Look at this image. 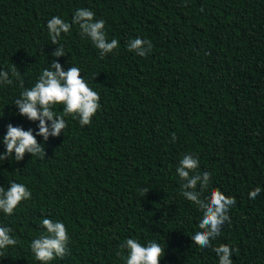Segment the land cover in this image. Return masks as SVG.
Instances as JSON below:
<instances>
[{"label":"trees","instance_id":"obj_1","mask_svg":"<svg viewBox=\"0 0 264 264\" xmlns=\"http://www.w3.org/2000/svg\"><path fill=\"white\" fill-rule=\"evenodd\" d=\"M79 8L105 20L119 48L102 58L73 25L59 38L66 56L55 59L81 69L102 107L90 125L69 116L60 136H37L43 159L0 161V186L32 192L12 215L0 211L19 241L0 264H40L30 243L42 218L63 222L69 236V254L49 264H124L116 252L126 238L160 243V264H219L220 244L234 250L233 264H264V0H0V70L15 64L32 87L58 48L47 22H71ZM137 37L152 41L145 57L127 50ZM23 90L15 79L0 84V153L9 123L38 131L14 104ZM186 153L212 174L210 188L236 199L206 249L190 238L202 213L180 195Z\"/></svg>","mask_w":264,"mask_h":264},{"label":"clouds","instance_id":"obj_2","mask_svg":"<svg viewBox=\"0 0 264 264\" xmlns=\"http://www.w3.org/2000/svg\"><path fill=\"white\" fill-rule=\"evenodd\" d=\"M105 24L103 19L96 20L95 12L89 8L77 9L71 22L53 16L47 22V29L51 44L58 45V48L51 53L54 57L51 64L42 71L36 83L30 88L24 86V81L20 78L21 73L15 64L12 65L10 72L0 70V84L12 85L15 79L19 87L24 89L20 97L14 101L19 115L29 121H39L35 134L31 128L24 130L23 127L13 126L11 123L7 125L6 135L3 137L6 150L0 153V161L14 159L19 162L23 160L26 152L32 157L43 159L45 148L43 144L37 142L36 137H43L44 141H47L49 137L60 136L68 127L66 117L78 118L81 127L92 123L93 116L102 107L100 94L90 87L89 82L81 75L79 67L70 66L65 71L55 58L66 56L59 38L62 33L68 34L73 25L78 26L82 37L91 40L102 58L113 53L119 48L120 42L115 38L108 39ZM152 48L151 40L139 37L131 39L127 44V50L135 52L140 57L148 55ZM56 105H63L59 114L54 110ZM172 140H176L175 133ZM199 165L198 155L186 153L180 159L176 173L183 181L180 195L202 213L198 224L199 230L190 238L201 249H206L212 247V241L220 236L221 226L226 221L231 223L229 211L235 206L236 199L234 196L225 195L218 188H210L212 174L207 171L199 172ZM206 190L209 194L204 197L203 193ZM141 191L146 196L150 190L144 188ZM261 191V187H255L249 192V198L254 200ZM31 198L32 192L25 184L11 181L7 189L0 186V211L12 215L22 202ZM41 227L44 231L30 243L31 251L40 264H49L50 261L62 259L69 254V236L63 222L42 218ZM12 232V228L0 226V255H3L9 246L14 247L19 243ZM212 251L219 258V264H233L234 250L229 245L220 244L213 247ZM116 255L124 264H160L161 258L165 255V248L155 240H148L142 244L137 238H126L119 245Z\"/></svg>","mask_w":264,"mask_h":264}]
</instances>
